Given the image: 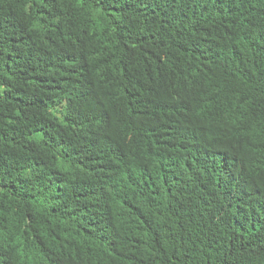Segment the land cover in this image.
<instances>
[{
	"label": "trees",
	"instance_id": "obj_1",
	"mask_svg": "<svg viewBox=\"0 0 264 264\" xmlns=\"http://www.w3.org/2000/svg\"><path fill=\"white\" fill-rule=\"evenodd\" d=\"M0 264H264V0H0Z\"/></svg>",
	"mask_w": 264,
	"mask_h": 264
},
{
	"label": "clouds",
	"instance_id": "obj_2",
	"mask_svg": "<svg viewBox=\"0 0 264 264\" xmlns=\"http://www.w3.org/2000/svg\"><path fill=\"white\" fill-rule=\"evenodd\" d=\"M162 105L168 108V109H166V110H169V111H171V112L176 111L175 108H171V107H169V106L166 105V104H162ZM164 109H165V108H164ZM152 111H163V110L159 107V108H154ZM239 112H241V111H238V113H239ZM173 113H175V112H173ZM175 114H176V113H175ZM106 150H107V149H106ZM106 150H104V149H100V147L97 146V147H94V149H92L91 151L96 152L97 160L102 162V161L106 160L107 158H108V161H109L110 156H112V154L109 153V152L106 151Z\"/></svg>",
	"mask_w": 264,
	"mask_h": 264
}]
</instances>
